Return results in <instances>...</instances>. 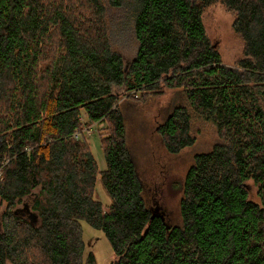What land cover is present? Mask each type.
I'll list each match as a JSON object with an SVG mask.
<instances>
[{"label": "trees", "instance_id": "trees-1", "mask_svg": "<svg viewBox=\"0 0 264 264\" xmlns=\"http://www.w3.org/2000/svg\"><path fill=\"white\" fill-rule=\"evenodd\" d=\"M218 2L245 43L235 67L203 23ZM124 7L138 43L129 65L105 22ZM116 88L141 103L179 90L222 134L187 171L180 225L146 203ZM83 117L109 125L103 171L74 138ZM191 123L177 106L157 127L169 154L194 145ZM0 169V264H97L82 222L103 233L112 264H264V207L248 191L264 204V0H0Z\"/></svg>", "mask_w": 264, "mask_h": 264}, {"label": "rangeland", "instance_id": "rangeland-1", "mask_svg": "<svg viewBox=\"0 0 264 264\" xmlns=\"http://www.w3.org/2000/svg\"><path fill=\"white\" fill-rule=\"evenodd\" d=\"M132 19L128 7L110 8L105 17L111 45L114 51L122 55L126 65L135 58L138 49ZM235 19L236 14L220 2L206 8L203 14V23L211 43L216 46L223 63L230 67H235L245 56V43L234 29ZM114 92L119 97L118 105L125 119L128 146L144 186L146 203L152 208H160L172 225L182 224L180 200L187 171L197 154L209 152L216 144L224 141L222 134L212 122L205 120L190 107L179 90H165L163 94L151 96L145 103L130 98V94L123 88H116ZM177 106L187 107L192 115L191 135L195 138V143L172 155L166 151L157 127L164 123ZM83 123L82 128L76 132L80 136L78 140L90 146L99 171H103L106 169V161L101 139L108 133L109 125L107 122L86 123V117H83ZM1 172L0 169V176ZM248 191L250 199L264 207L258 187L251 181L248 182ZM94 197L105 207L111 204V199L99 179ZM25 204L28 208L25 215L29 217L32 211L31 200L27 199ZM5 208L6 205H3L0 210V231L1 216ZM82 225L87 246L86 255L92 253L97 264H112L115 255L103 233L92 229L85 222Z\"/></svg>", "mask_w": 264, "mask_h": 264}, {"label": "water", "instance_id": "water-1", "mask_svg": "<svg viewBox=\"0 0 264 264\" xmlns=\"http://www.w3.org/2000/svg\"><path fill=\"white\" fill-rule=\"evenodd\" d=\"M159 210H161V209L157 208L158 212L156 214L159 215L163 220H167L166 217H165V213L162 210H161L162 212H160ZM154 216H155V214L153 215V217Z\"/></svg>", "mask_w": 264, "mask_h": 264}, {"label": "built area", "instance_id": "built-area-1", "mask_svg": "<svg viewBox=\"0 0 264 264\" xmlns=\"http://www.w3.org/2000/svg\"><path fill=\"white\" fill-rule=\"evenodd\" d=\"M79 137H80V136H79L78 134L75 133L74 138H75L76 140H78Z\"/></svg>", "mask_w": 264, "mask_h": 264}]
</instances>
